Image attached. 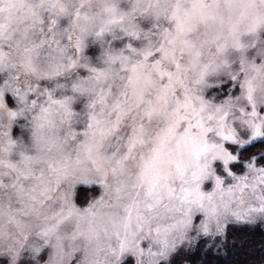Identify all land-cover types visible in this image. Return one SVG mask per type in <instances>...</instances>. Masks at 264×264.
<instances>
[{
  "label": "snow or ice",
  "instance_id": "snow-or-ice-1",
  "mask_svg": "<svg viewBox=\"0 0 264 264\" xmlns=\"http://www.w3.org/2000/svg\"><path fill=\"white\" fill-rule=\"evenodd\" d=\"M0 264H264V0H0Z\"/></svg>",
  "mask_w": 264,
  "mask_h": 264
}]
</instances>
